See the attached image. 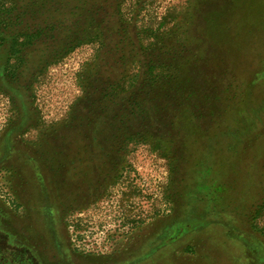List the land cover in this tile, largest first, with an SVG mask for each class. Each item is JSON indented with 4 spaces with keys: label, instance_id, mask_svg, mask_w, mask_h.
Here are the masks:
<instances>
[{
    "label": "rangeland",
    "instance_id": "1",
    "mask_svg": "<svg viewBox=\"0 0 264 264\" xmlns=\"http://www.w3.org/2000/svg\"><path fill=\"white\" fill-rule=\"evenodd\" d=\"M228 1L121 7L133 36L170 32L186 45L182 62H198L196 130L208 139L181 140L166 124L174 141L62 139L80 74L114 62L97 41L39 75L33 109L19 114L0 92V264H264V42L234 29L230 45L215 41L211 9Z\"/></svg>",
    "mask_w": 264,
    "mask_h": 264
},
{
    "label": "trees",
    "instance_id": "2",
    "mask_svg": "<svg viewBox=\"0 0 264 264\" xmlns=\"http://www.w3.org/2000/svg\"><path fill=\"white\" fill-rule=\"evenodd\" d=\"M252 1L251 6L250 0H230L219 11V6L211 9L215 41L230 45L234 29L237 37L254 36L264 42V0ZM123 2L0 0V92L10 97L19 114L33 109L39 75L77 46L97 41L113 54L114 62L89 65L80 74L82 95L59 126L64 130L62 139L124 144L139 136L144 141L167 137L174 141L172 132L169 136L163 131L165 124L181 140L206 139L204 131L196 130L205 100L200 95L205 83L193 68L198 62H182L184 56L175 51L180 45L186 53V45L180 39L179 45L172 44L170 32L137 29L133 36L124 22ZM188 11L192 20L198 9L193 5ZM231 12L237 19L227 23L223 18ZM250 25L257 30L250 32ZM126 47L134 48L129 52ZM260 208L264 209V201Z\"/></svg>",
    "mask_w": 264,
    "mask_h": 264
}]
</instances>
